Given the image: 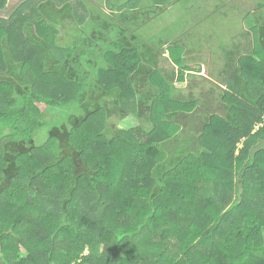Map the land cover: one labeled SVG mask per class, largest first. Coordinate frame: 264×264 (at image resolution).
<instances>
[{"label": "trees", "instance_id": "1", "mask_svg": "<svg viewBox=\"0 0 264 264\" xmlns=\"http://www.w3.org/2000/svg\"><path fill=\"white\" fill-rule=\"evenodd\" d=\"M173 2L127 0L116 17L85 0H27L17 14L32 13L0 24V264H264V2L229 4L238 18L207 2L181 16L221 29L223 116L204 113L210 89L175 85L205 63L212 31L198 36L195 19L171 44L137 34L149 7ZM71 24L90 31L64 40ZM166 45L181 76L163 67ZM41 104L70 110L45 142ZM128 116L138 126L113 125Z\"/></svg>", "mask_w": 264, "mask_h": 264}, {"label": "rangeland", "instance_id": "2", "mask_svg": "<svg viewBox=\"0 0 264 264\" xmlns=\"http://www.w3.org/2000/svg\"><path fill=\"white\" fill-rule=\"evenodd\" d=\"M27 0H11V3H9V0H6V5L9 6L8 12L3 11L5 6L2 7L3 2L0 1V24L1 25H12L13 20L12 17H14L16 15V17H22V15H28L30 14V12L32 11V7L28 10H26V8H24L23 10H20L21 12V16L19 14H17V11L20 9V7L22 6L23 3H25ZM127 0H85V6L89 11H95L96 13L99 12H105L108 15L112 16L111 14L115 13L116 17H117V13L119 12V8H117L116 6L119 5L118 7H121L123 10V12H125L126 10L122 7L123 3H125ZM255 0H174V4H172L171 6H167L168 8L165 9L164 11L161 12H157L158 9L157 7H155V5H153L152 7H149L148 11L146 12V14L141 17L142 20V25H138L140 26V28H138L137 30V34L144 39L145 41L149 42V43H154L156 40L159 39H169V43L171 44L172 42H174L175 39H179L181 37V32L186 29L187 31H190L189 26H184L185 24L187 25H191L193 24V22L195 21L194 16H185L184 20L181 21V16L184 14L185 8H191L192 10L190 11V15H194L197 14L198 10L196 9V6H203L205 5V3L207 2L208 4L206 5L208 8L207 11H210L211 13L216 12L217 10H219V8H225L226 11H223L221 14H226L227 16L233 15L235 17H240L242 16L240 14L239 11H234L229 9L231 6H228L229 4H236L239 7H243L244 9L248 8L251 4V8L255 7L256 2H264L263 0H256V2H254ZM84 2V0H83ZM205 2V3H203ZM9 3V4H8ZM210 5V6H209ZM228 6V8H227ZM132 7V6H131ZM130 7V8H131ZM234 7V6H233ZM117 8V9H116ZM135 8V6H134ZM195 8V9H194ZM250 8V7H249ZM243 9V10H244ZM32 13V12H31ZM217 13V12H216ZM245 19H248L249 17L245 16ZM251 19V18H250ZM197 20V24L196 29L194 30V32H196V34L198 36H206L205 32L207 30H210L213 32L214 36H215V40H214V44L213 46H215V48L213 49L217 50V47L220 46V43L224 42L225 39L223 37V35L221 34V29L220 32L218 31L217 28H213L212 26H206L207 21L206 18L205 19H196ZM182 22H185L184 24H182ZM247 22V21H245ZM96 23V22H95ZM119 23H121V21L119 20ZM250 24L244 23L243 27L245 28V31L248 32L249 28L254 26V22L252 20H249ZM16 25L19 26V22L16 23ZM227 27L225 26L223 27L224 30L227 31ZM73 29L76 30L78 33L82 32L85 34H88L90 31V26H73L71 24V26L67 27V30H69V34L64 35V40L70 41L71 38L73 37ZM199 30V31H198ZM14 32H18L17 29H13ZM55 37L60 36L61 33L57 30L54 32ZM1 35V34H0ZM16 38H18V35L13 36L12 37V42L10 43V48H12L13 54H14V58L15 60H20V58L24 57V55H26L27 53V49H24V44L23 43H15L14 40H17ZM220 42L219 45H217L216 42ZM64 43V41L62 42ZM169 45V44H168ZM163 47L161 49V55L162 58H166L167 61L162 62L163 63V67L164 69L168 70L169 72L175 71L178 76H181V73H179L178 68L174 65V63L172 61L169 60V51L167 50V46ZM27 56V55H26ZM1 60V58H0ZM6 71V66L2 64V62L0 61V72H5ZM26 82H28L29 80L32 81V75L30 74V72H26ZM46 82H49L50 77H46L44 79ZM42 80L38 81L41 82ZM58 83L57 80H53L52 83ZM51 84V83H48ZM181 80H178L175 82V85L180 89L181 88ZM39 86L38 84H33V86ZM39 109L40 111L43 113L44 115V126L43 128L40 130V136L38 138V141L40 142L41 139H44V142L48 139L49 137V131L50 129H52L55 126H60L63 123H69V119H68V115L70 113V110L64 106V107H56V108H49L47 109L46 106L44 104L39 105ZM164 109V108H162ZM114 122V123H113ZM113 125L116 123V125H118V129H125V127L130 128L132 127V125L134 126H138V123L133 122L132 120V116H128L126 119H124L123 121L118 122V120H115V118L112 121ZM107 133L112 134L110 132V130H107ZM236 181L238 182V176L235 178ZM241 189V188H240ZM231 194L233 195V198L235 199V194L233 192H231ZM177 207L181 208V206L176 205ZM195 211V210H194Z\"/></svg>", "mask_w": 264, "mask_h": 264}, {"label": "crops", "instance_id": "3", "mask_svg": "<svg viewBox=\"0 0 264 264\" xmlns=\"http://www.w3.org/2000/svg\"><path fill=\"white\" fill-rule=\"evenodd\" d=\"M23 1V0H22ZM9 3H11V0H9ZM8 3V4H9ZM9 6H5L4 10L5 12H8ZM205 35H208V32H205ZM204 40V39H203ZM205 47H207L209 49V51L205 52ZM205 47L203 48V50L201 51L202 53L204 52L205 55L203 56L205 63L203 62H191L190 64H188V66L190 67V70L185 72L184 74V81L181 82L183 84H181V93L183 94H187V92L191 89V88H199L202 87L205 91L206 90H211L212 94H214V98L213 100H210L208 102V104L206 105V111H204V113H206L209 116H212L213 114L215 115H224L222 113H220V110L218 109V107H220L219 101L220 97H219V91L221 89L224 90V87L222 88V84L218 81L217 76H218V72L220 70L219 63L218 61L216 62V60L213 57H216L218 60L221 58L220 54L218 51L213 49L215 48V46H213L212 43H207V40L205 42ZM231 99H235V98H231ZM200 109L203 111V109L200 107ZM263 124H261L260 126L255 127L253 133L257 132L260 128H262ZM205 140V139H204ZM244 142L245 140L243 139L240 143L237 144V149H236V155L238 156L241 152V150L244 147ZM208 141H205V143L202 140V144L203 147L206 149H211L213 152L210 155H218L221 154L220 151H218V149L213 150L214 147L209 146ZM260 145L264 144L263 143H259ZM209 147V148H207ZM226 184V183H225ZM224 185L226 188L229 186L228 185ZM231 192H227L224 191L222 192L220 195L223 196L222 200H228V198L230 197ZM195 213V211L193 212V214Z\"/></svg>", "mask_w": 264, "mask_h": 264}]
</instances>
